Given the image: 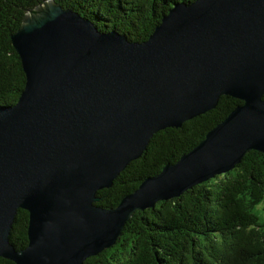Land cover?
I'll use <instances>...</instances> for the list:
<instances>
[{"label": "water", "instance_id": "water-1", "mask_svg": "<svg viewBox=\"0 0 264 264\" xmlns=\"http://www.w3.org/2000/svg\"><path fill=\"white\" fill-rule=\"evenodd\" d=\"M26 86L0 109V258L85 264L113 247L137 211L179 198L264 154V0L175 6L145 42L100 32L47 1L12 36ZM240 100L191 152L116 208L98 206L160 131ZM29 213L25 249L11 241Z\"/></svg>", "mask_w": 264, "mask_h": 264}, {"label": "trees", "instance_id": "trees-1", "mask_svg": "<svg viewBox=\"0 0 264 264\" xmlns=\"http://www.w3.org/2000/svg\"><path fill=\"white\" fill-rule=\"evenodd\" d=\"M51 0H0V109L18 103L26 86L21 58L12 36L25 16ZM90 20L100 32L116 31L131 42H145L177 5L196 0H53ZM221 97L218 106L168 128L151 139L142 157L98 192V206L116 208L147 178L161 173L197 147L239 105ZM29 213L19 210L11 241L29 244ZM0 264H15L0 258ZM85 264H264V154L251 151L231 172L217 175L179 198L137 211L110 249Z\"/></svg>", "mask_w": 264, "mask_h": 264}]
</instances>
